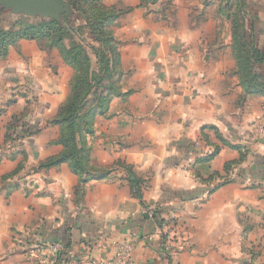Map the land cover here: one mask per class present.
Segmentation results:
<instances>
[{
  "label": "crops",
  "instance_id": "obj_1",
  "mask_svg": "<svg viewBox=\"0 0 264 264\" xmlns=\"http://www.w3.org/2000/svg\"><path fill=\"white\" fill-rule=\"evenodd\" d=\"M221 1L103 0L128 11L113 29L125 43L121 89L131 92L113 97L105 124L97 118L87 138L94 174L109 173L81 183L84 177L63 163L40 169L23 190L2 183L20 160L0 154V264H53L51 253L35 250L52 242L62 243L72 264L106 260L116 241L132 246L136 264L243 263L242 248L264 231V145L256 137L264 97L243 96L229 75L235 63ZM242 4L264 53V0ZM72 75L57 50H41L35 41H19L0 61V90L26 86L34 98L30 126L41 129L23 148L28 168L63 152L59 128L47 123L67 99ZM22 103L0 120V148L3 125ZM213 146L218 153L199 161ZM235 147L246 152L243 159ZM127 168L141 180V199ZM152 206L167 227L157 226ZM172 225L175 240L165 243L166 253L162 239Z\"/></svg>",
  "mask_w": 264,
  "mask_h": 264
},
{
  "label": "rangeland",
  "instance_id": "obj_2",
  "mask_svg": "<svg viewBox=\"0 0 264 264\" xmlns=\"http://www.w3.org/2000/svg\"><path fill=\"white\" fill-rule=\"evenodd\" d=\"M58 3L61 2V7L56 9L54 12L50 13V16H44L39 17L36 15H29L22 12H16L11 13L10 11H1L0 10V29L1 30H9V29H15L17 25L26 26V24H36L38 22H45V21H54L56 22L64 31V39H63V46L65 49L70 51V55L68 56L67 60L71 62V59L69 58L72 55L78 54L77 57V64L75 66H71L68 63H66L72 70L73 75L71 78V82L76 83L77 85H81L82 83H87L89 81V74H87V71L92 72V85L91 87H88L86 84L85 87L82 89L81 94V103L83 101V104L85 105L86 109L85 112H91L93 109L91 105H94L95 103H98V109H94L96 112L89 118H84V120L81 121L80 128L81 131L77 135V140L80 143L79 146L81 149H84L87 153L86 157V163L88 167H90V160H91V148L87 143V138L92 137L94 135V129L93 125L95 124V121L101 118L100 124L103 126L106 121L107 113L108 111L104 112V109L108 107L105 106L104 103L99 104L97 102L98 95L101 93H104L105 91L110 92L111 90H116L119 94H125L128 93V95L131 93L129 92H122L120 81L123 77V74L120 71V60H119V66L116 69V72H112L111 76L107 78L106 73H101L100 69L101 66L98 62V59L95 57V53L93 50H96L98 48V43L94 42L91 35H89V30L87 29L84 20L81 17V13H77L72 6L67 2L66 0H56ZM222 3L225 4L224 10L226 12V26H229L228 30L230 32V47L233 48L232 43V34L234 31H240L246 30L248 26H250V21L246 19V15L243 14V12L239 13L238 4L234 3L235 1L228 2L227 0H222ZM101 3L105 6L103 3V0H101ZM67 5V6H66ZM84 8V4L81 6ZM116 10V9H115ZM93 12L96 13L97 10L91 11L89 10L88 13L93 15ZM126 11L125 13H127ZM123 14H121L122 16ZM117 20L109 29L111 30L108 32L111 34L115 39V44L117 46V50L119 52V59H120V48L122 47L124 41L119 39L118 33L116 34L114 32L113 28H116L119 24ZM118 24V25H117ZM241 28V29H240ZM246 28V29H245ZM227 29V27H226ZM116 31V30H115ZM264 32V28L262 30ZM117 35V36H116ZM237 35V34H236ZM21 40H27V39H21ZM19 40V41H21ZM18 41V42H19ZM34 41V40H29ZM18 42L14 44L13 46L9 47L7 50V53L4 57L0 58L1 60H4L7 58L8 52L10 48H14L17 46ZM40 47L41 50L45 51H51L52 49H55L58 51L59 55L60 52L55 47H50L49 43L46 40L43 41H35ZM102 49L104 51H107V48L105 46H102ZM107 55V58L109 61L112 59V57L109 55V52L105 53ZM61 57V56H60ZM234 59V57H233ZM235 63V60H234ZM109 66H112L111 61L109 62ZM111 68V67H110ZM235 68L229 72V75L231 77H235L238 84V78L235 74ZM117 81V83H116ZM35 86H32V88ZM241 88V87H240ZM31 89V88H30ZM30 89L26 86H16L13 88H10L8 92L1 91L0 90V120L3 117L8 116L9 110L14 107L17 104L18 99L20 98L22 103V109L19 112L13 113L7 118V121L5 125H3V132H2V141L3 145L0 148V154H4L8 158H11L12 160L19 159V163L22 164L21 169L15 173L13 171L11 174H8L4 176L2 179V183L5 185H10L15 188H22L23 190L28 188V184L31 182L32 177L40 171L42 168H28L26 164L27 160V154L24 151V146L29 144L30 141L32 142L34 137L40 132V127L32 125L30 123V116L31 113L33 114V111H31V101L34 100L33 97L30 96ZM34 89V88H33ZM70 89V87H69ZM242 90V88H241ZM71 92L69 91V95ZM105 94V93H104ZM68 95V97H69ZM127 95V96H128ZM126 96V97H127ZM67 97V98H68ZM114 97H119L115 95ZM124 98V97H121ZM113 99V98H112ZM61 107V106H60ZM60 107L58 108L57 114L55 117L51 120L57 119V116L59 114ZM87 113V114H88ZM36 115V114H35ZM33 120H37L33 119ZM89 121V126L85 125V122ZM264 124V123H263ZM260 124L263 128V131L258 130V127H256V137L257 141H259V144L264 145V125ZM47 125L57 126L59 128V138L61 134V129L58 125H53L50 123V121L47 123ZM263 125V126H262ZM91 128V133H87L88 130ZM261 129V128H260ZM262 159V158H261ZM264 160V159H262ZM18 166V165H17ZM98 171V170H97ZM99 173V171H98ZM153 207V206H152ZM261 221L263 222L262 228H264V217H262ZM175 225H172L171 229L167 232L166 235V242H168L167 247L169 245V242H172L175 240V236L170 234L175 232ZM248 230H243V238H248L249 235ZM258 239L257 242L254 243L250 247H243L241 250V255L243 257L242 264H254V262L264 257V241L259 240L263 239L264 236H261L264 234V231L258 232ZM261 236V237H260Z\"/></svg>",
  "mask_w": 264,
  "mask_h": 264
},
{
  "label": "trees",
  "instance_id": "obj_3",
  "mask_svg": "<svg viewBox=\"0 0 264 264\" xmlns=\"http://www.w3.org/2000/svg\"><path fill=\"white\" fill-rule=\"evenodd\" d=\"M72 6V8L77 12L81 13V17L85 22L87 29L89 30V35H91L94 42L98 43V48L93 50L95 57L98 59V62L101 66L100 72L106 73L107 78L111 76L112 72H116V69L119 66V52L115 44L114 37L109 34L111 27L120 17L121 14L125 13L123 11H117L114 8H108L101 3V0H66ZM146 1V0H144ZM150 2L154 0H148ZM228 2L234 0H227ZM234 2L238 4L239 13L245 12L243 10V0H237ZM84 4V8H82ZM97 10L96 13L93 12L89 14L88 11ZM226 13V12H225ZM241 29V28H240ZM246 29V28H245ZM253 25L248 26L246 30L242 29L240 31H234L232 34V43H233V57L235 60V74L238 78V84L242 88L243 96H263L264 97V76L261 74L260 66H264V53L260 51L258 46L254 42L253 38ZM237 34V35H236ZM64 31L62 28L54 21H45L38 22L36 24H26V26L17 25L15 29L1 30L0 29V58L4 57L7 53L9 47L16 44L21 39L34 40V41H43L46 40L50 47H55L59 50L61 58L65 63H68L72 67L75 66L77 62L78 54L72 55L69 58L71 62L67 60L70 55V51L65 49L63 46ZM102 46L107 48V51L102 49ZM109 52V55L112 57L111 64L109 66V59L105 53ZM111 67V68H110ZM89 74V81L87 83H82L77 85L73 83L70 84L71 94L65 100L63 105L60 107L59 114L57 119L50 121L53 125H58L61 129L60 138L57 141L63 147V152L61 155L51 158L44 163H41L38 168H49L57 166L63 163H67L73 173L84 177L81 179V183H84L87 180L95 178H104L108 175L107 172H100L94 174L93 169L88 167L86 163L87 151L81 149L79 142L77 140V135L80 133L81 128L80 124L84 118H90L98 109V103L91 105L92 111L85 112V105L83 101L81 103V92L82 89L87 84L88 87L92 85V72L87 71ZM117 83V81H116ZM91 84V85H90ZM105 93V94H104ZM98 95L97 102L99 104L104 103L108 107L112 98L117 95L119 97H125L128 93L119 94L116 90H111L110 92L105 91ZM107 111V108L104 109V112ZM88 113V114H87ZM85 125L89 126V121L85 122ZM205 130L214 131L216 138L221 142L223 146L230 147L232 146L225 141L218 131L214 127H206ZM87 133H91V128ZM202 139L209 145L207 138L203 135ZM214 152L209 156L201 158L199 161H209L211 160L219 151V148L213 146ZM235 149L240 151V158L243 159L244 153L241 152V148L235 147ZM22 167V164L19 163L15 173H17ZM228 169V166H227ZM129 174V182L132 186V189L136 196L141 199V180H138L133 176L130 168L126 169ZM157 226L160 229L167 227V222L163 219H160L157 216H154ZM163 252L166 251V235L163 236Z\"/></svg>",
  "mask_w": 264,
  "mask_h": 264
},
{
  "label": "built area",
  "instance_id": "obj_4",
  "mask_svg": "<svg viewBox=\"0 0 264 264\" xmlns=\"http://www.w3.org/2000/svg\"><path fill=\"white\" fill-rule=\"evenodd\" d=\"M259 132L263 131L261 125H258ZM263 126V125H262ZM261 128V129H260ZM214 150H209L205 156H209L213 154ZM149 212L153 214V216L158 217L157 207H149ZM36 252H49L53 255L54 261L53 264H72L67 260V255L64 251V247L60 242H52V243H42L41 245H37L35 248ZM31 251H34L31 249ZM113 255L109 259H93L87 258V260L83 261V264H136L133 257V248L126 241H116L113 243ZM35 252V251H34Z\"/></svg>",
  "mask_w": 264,
  "mask_h": 264
},
{
  "label": "water",
  "instance_id": "obj_5",
  "mask_svg": "<svg viewBox=\"0 0 264 264\" xmlns=\"http://www.w3.org/2000/svg\"><path fill=\"white\" fill-rule=\"evenodd\" d=\"M67 6V5H66ZM61 7V2L56 0H0V10L11 13L22 12L39 17L50 16L57 8Z\"/></svg>",
  "mask_w": 264,
  "mask_h": 264
}]
</instances>
